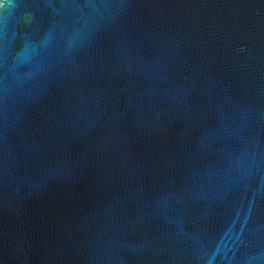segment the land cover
<instances>
[{"label":"water","instance_id":"95a60500","mask_svg":"<svg viewBox=\"0 0 264 264\" xmlns=\"http://www.w3.org/2000/svg\"><path fill=\"white\" fill-rule=\"evenodd\" d=\"M0 264H264V0H0Z\"/></svg>","mask_w":264,"mask_h":264}]
</instances>
